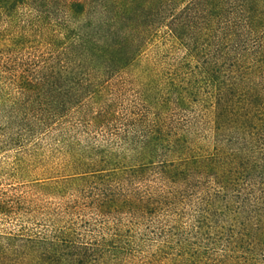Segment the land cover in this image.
Listing matches in <instances>:
<instances>
[{
	"label": "trees",
	"instance_id": "trees-1",
	"mask_svg": "<svg viewBox=\"0 0 264 264\" xmlns=\"http://www.w3.org/2000/svg\"><path fill=\"white\" fill-rule=\"evenodd\" d=\"M10 151L0 264H264V0H0Z\"/></svg>",
	"mask_w": 264,
	"mask_h": 264
},
{
	"label": "rangeland",
	"instance_id": "rangeland-1",
	"mask_svg": "<svg viewBox=\"0 0 264 264\" xmlns=\"http://www.w3.org/2000/svg\"><path fill=\"white\" fill-rule=\"evenodd\" d=\"M129 91H131V89H129ZM126 92H124V94ZM133 94L134 93H131L130 96L126 95L124 97L125 104L132 100ZM36 178H41V176L32 173L29 177H26L18 172L14 152L10 151L0 154V197L6 196V201L9 204L21 203L20 208L23 210L27 209L26 212H24L27 213L26 217L29 215L28 212H31L30 214L35 213V216L33 214V221L29 217L27 218V220H31L28 221L29 225L33 224V222H37L38 219L44 218L43 214H45L46 211L51 212L53 215L61 213L63 205L67 203L70 198L68 197L69 194L62 198L57 194L45 192L41 190L40 187H33L34 182H42V180L33 181ZM83 215L88 218H94L91 211H86L82 214L77 212L75 215H69V217L75 220V218L80 219ZM16 218V215L1 216L0 230H12ZM145 230H147V223L143 222L138 226L137 231L141 234L144 233Z\"/></svg>",
	"mask_w": 264,
	"mask_h": 264
}]
</instances>
